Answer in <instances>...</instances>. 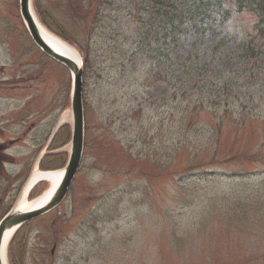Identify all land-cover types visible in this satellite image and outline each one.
<instances>
[{
	"label": "rangeland",
	"instance_id": "obj_1",
	"mask_svg": "<svg viewBox=\"0 0 264 264\" xmlns=\"http://www.w3.org/2000/svg\"><path fill=\"white\" fill-rule=\"evenodd\" d=\"M96 2L31 0L48 31L81 58V49L87 50L91 67L82 74L84 143L79 168L65 199L13 235L6 249L8 264H264V99L247 98L264 89V51L258 61L244 62L235 41H226L213 54L209 37L188 33L176 44L167 39L162 64L172 65L162 73L166 82H154L159 68L151 71L142 62L112 68L106 45L87 42L84 27L94 24L97 35L106 37L109 27L120 26L121 37L137 43L140 19L133 5L116 0L112 7L122 12L110 20L94 17ZM17 7L15 0V23L20 26ZM247 18L236 22L244 24ZM23 41L28 49L26 40L22 48ZM31 47V64L25 66L22 59L27 56L12 53L17 46L11 49L15 58H7L0 48V65L18 60L16 75H25L0 74V136L6 141L21 137L34 119L46 122L48 134L45 139L28 132L7 151L17 162L0 174V219L16 205L33 162L59 121L63 127L45 150L52 153L63 144L58 149L62 156L48 154L41 169L59 168L69 153L70 73L32 42ZM190 51L198 53L197 68L181 79L214 90L212 99H221L210 105L219 106V114L226 109L228 117L218 126L212 116L216 108L200 111L191 121L195 129H185L179 144L176 111L170 110L172 103L164 108L162 98L173 92L165 91L171 75L174 80L181 74L175 61ZM23 78L26 82H18ZM221 79L232 99L227 103L226 92H219ZM241 115L244 123L232 122ZM48 186L43 181L29 198Z\"/></svg>",
	"mask_w": 264,
	"mask_h": 264
},
{
	"label": "trees",
	"instance_id": "obj_2",
	"mask_svg": "<svg viewBox=\"0 0 264 264\" xmlns=\"http://www.w3.org/2000/svg\"><path fill=\"white\" fill-rule=\"evenodd\" d=\"M115 1L97 0L95 12L98 14L94 15V17L99 19L108 17L110 20H115L116 15H120L122 12V9L117 6L112 7V3ZM128 2L134 7V15L140 19L135 30L138 36L137 43H135V38L127 40L126 37H121L123 32L120 31V26L116 27L117 29L109 27L110 34L106 37L97 35L99 33L97 31L98 27L94 24H86L84 27L87 42L94 41L95 46L106 45L110 52L108 53L109 56H105L107 59L112 60V68H132L138 62H142L143 66L151 71L159 68L154 71L153 75L156 76L154 82H157L156 80L162 83L166 82L162 73L168 65L172 64H162L163 58L166 56L162 53L163 45L166 44L167 39L176 44L180 36L185 37L188 33H199L209 37L210 45L208 48H211L213 54L221 44L230 40L237 43L239 58L244 62L253 63L255 60L258 61L263 54L264 0H128ZM242 17L248 18L244 24H237V18ZM42 22L47 24L45 18H42ZM104 31L105 28H102L100 33ZM150 36L153 37V41L149 39ZM61 37L64 36L61 35ZM160 42L161 44H159ZM154 43L156 44L155 46ZM144 50L145 55L142 56L141 53ZM81 52L84 55V69H89L91 67L90 56L87 54L86 49L84 51L81 49ZM150 52H154V54L150 55ZM156 57H159L158 60L161 62L156 60ZM167 59L170 62V57L167 56ZM197 61L198 53L193 51L175 61L181 74H176L174 80L172 78L173 75H171L168 83L170 86L166 87L165 91L172 89L173 92L169 97L162 98V106L164 108H167V105L172 103L170 110L176 111V126L178 127L177 129L181 130L177 138L179 144L185 139L181 137L185 129L190 128L191 131L195 129L191 121L197 118V114L200 111L210 112L212 108H216L218 113L212 116L218 126H221L226 120L225 117H228L226 109L219 114L220 107L210 105L217 103L221 99L220 97L212 99L210 93L215 92L214 90L197 81L181 79L182 76H189L192 70L197 68ZM256 82L259 83L261 81ZM217 84H221L219 92H226L227 83L217 81ZM219 92L217 93L218 95ZM228 92L225 93V103L232 101ZM134 98L136 100L139 99L138 95ZM247 98L253 101L259 98L264 99V89L260 87V89L252 91L247 95ZM261 103L264 104V101ZM254 115L251 114V117ZM131 117H134L133 112ZM258 117H261V114ZM245 119L241 115L232 122L236 124L243 122ZM250 119L257 120L259 118Z\"/></svg>",
	"mask_w": 264,
	"mask_h": 264
},
{
	"label": "water",
	"instance_id": "obj_3",
	"mask_svg": "<svg viewBox=\"0 0 264 264\" xmlns=\"http://www.w3.org/2000/svg\"><path fill=\"white\" fill-rule=\"evenodd\" d=\"M30 0H19V11L25 23V26L33 39L34 43L43 51L47 56L57 60L72 73V93H71V111H72V137L71 149L68 157V162L64 168L63 177L56 188L50 195L46 202L32 209L31 211L7 214L0 222V248L5 230L21 225L23 222L38 216L54 206H56L66 194V191L74 177L78 168L83 145V112L81 103V65H77L71 58L55 52L49 47L41 37L38 29L37 22L31 11ZM0 264L1 257H0Z\"/></svg>",
	"mask_w": 264,
	"mask_h": 264
},
{
	"label": "flooded vegetation",
	"instance_id": "obj_4",
	"mask_svg": "<svg viewBox=\"0 0 264 264\" xmlns=\"http://www.w3.org/2000/svg\"><path fill=\"white\" fill-rule=\"evenodd\" d=\"M15 0H4L3 3H1L0 6V48L4 50V56L7 55V58H15L17 53H22L25 57L23 60L22 66H25L26 63L28 65L31 64V44L30 41L26 38V36L22 35V27L21 25L18 26L17 23H15L16 16L15 15ZM17 14V13H16ZM17 31V32H16ZM10 32H13L11 35ZM17 35V38H15V34ZM22 40H26L29 44V48L26 49V42L23 41V48L21 45ZM15 46L18 47V49L13 50L12 53L15 55V57L11 54V49H13ZM8 49L10 50V57L8 53ZM14 61V62H13ZM19 63V61L12 60L11 63L9 62H2L0 65V74L6 75V76H25V75H16L17 68L16 65ZM16 78H13L15 81ZM25 80V81H24ZM26 82V79L23 78L18 80V82ZM19 86V85H17ZM29 92V91H28ZM46 131V127L44 125H36L34 123H30L27 130L23 132L21 137H16L13 140H2L0 136V167L1 165L5 164L6 162H10L11 159L6 154V151L11 147V145L16 141L20 140L22 138L26 137V133H30L31 137H41L43 133ZM44 136V135H43ZM6 141V143L4 142ZM10 141V142H8ZM2 169V167H1Z\"/></svg>",
	"mask_w": 264,
	"mask_h": 264
},
{
	"label": "bare ground",
	"instance_id": "obj_5",
	"mask_svg": "<svg viewBox=\"0 0 264 264\" xmlns=\"http://www.w3.org/2000/svg\"><path fill=\"white\" fill-rule=\"evenodd\" d=\"M38 29L41 37L45 41V43L51 47L57 53L65 55L71 59H73L77 64H79V54L71 45L60 39L59 37L55 36L53 33L48 31L42 24L38 21ZM63 170H51V171H41L37 168V165L34 166L33 172L29 176L23 191L20 195L18 203L15 206L17 211H27L31 208L37 207L42 205L51 194L52 190L58 184L59 180L62 177ZM38 181H48L49 187L48 189L38 198L34 200H28L26 195L28 191L32 188V186L37 183ZM14 230H9L4 233L3 237V244L1 247V259L3 264H8L6 261V248L8 242L10 241L11 237L13 236Z\"/></svg>",
	"mask_w": 264,
	"mask_h": 264
}]
</instances>
